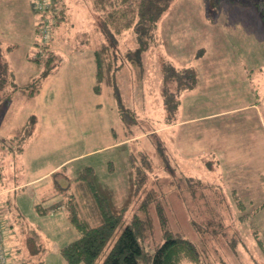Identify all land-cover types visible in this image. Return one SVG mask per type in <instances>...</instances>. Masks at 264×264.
I'll return each mask as SVG.
<instances>
[{
    "label": "rangeland",
    "instance_id": "374dc122",
    "mask_svg": "<svg viewBox=\"0 0 264 264\" xmlns=\"http://www.w3.org/2000/svg\"><path fill=\"white\" fill-rule=\"evenodd\" d=\"M255 1L176 0L155 35L140 41L133 28L116 35L115 83L103 84L101 92L95 91L94 51L107 36L91 1L65 0L60 23L45 14L58 64L35 96L18 90L0 106V214L9 224L8 250L12 258L18 255L14 264H30L27 237L33 228L46 264H56V250L78 236L66 210L41 215L34 203L47 196V206L63 197L57 188L87 165L125 199L132 152L137 164L148 154L152 167L103 253L155 189L173 229L199 247L201 261L182 264H264V21ZM33 4L0 0V75L7 68V92L11 79L24 85L41 70L31 57L44 42L37 31L43 14ZM183 66L201 70L197 87L180 91L172 72ZM171 94L176 112L174 102L167 107L165 101ZM118 103L128 108L129 123ZM31 115L33 132L19 153L13 149L18 141L3 139L23 132ZM165 119L189 120L156 130L166 150L160 156L150 135ZM142 244L151 248L153 237Z\"/></svg>",
    "mask_w": 264,
    "mask_h": 264
},
{
    "label": "trees",
    "instance_id": "16d2710c",
    "mask_svg": "<svg viewBox=\"0 0 264 264\" xmlns=\"http://www.w3.org/2000/svg\"><path fill=\"white\" fill-rule=\"evenodd\" d=\"M90 1L92 9L101 16L100 29L107 36V40L102 41L94 51L95 91L101 92L103 84L112 87L115 83V72L118 69L115 59L117 55L115 51L116 35L130 28L134 29L140 41H142L145 34L153 35L158 28L161 16L176 0ZM254 3L261 19L264 21V0H258ZM51 8V10H56V14H52V18L56 17V22L60 23L64 19L67 9L65 0H53ZM51 10H47L42 16H46L45 14L48 11L51 12ZM37 12L41 14L39 11ZM39 20L40 26L41 18ZM39 26L37 27L38 32H40ZM39 47L41 48L37 51V55L31 57L41 69L37 78L35 77L24 85H17L11 79L10 82L14 87L11 92H7L4 89L7 85V68L0 75V106L8 103L12 99V93L18 90H22L30 97L35 96L40 91L42 79L46 78L57 66L56 57L58 54L49 48V42L44 41ZM138 49L135 51L127 49L124 54H136ZM172 75L178 80L180 91L192 88L198 83V75L194 67L183 66L181 70L174 69ZM173 97H175L174 94H171V96L166 97L165 101L168 102L167 107L171 106L170 103L173 101L172 108L176 112L178 105L176 104L177 100L175 101ZM127 109L121 103L119 104L120 116L124 122L129 123ZM162 122L171 123L172 120L165 119ZM34 123L35 116L31 115L29 123L22 129L23 132L5 138L3 141H18L13 149L21 153L27 138L33 132ZM152 128L150 137L156 145L159 155L163 156L166 152L165 147L156 134L157 127ZM145 133H149V131ZM136 136L127 137L121 143V146H126V140ZM136 155L133 152L130 154L127 172L129 190L125 199L118 195L116 189L111 188L99 179L92 165H87L81 169V172L75 178H70L67 186L57 188L58 193L63 197L58 196L59 198L49 205L43 206L42 202L47 199V196H45L35 204L36 211L39 214H45L60 207H64L67 211L70 223L78 231V236L74 240L59 248L61 255L68 264H142V262L149 264H182L184 259L195 262L201 261L199 247L196 243L173 229L171 221L168 219L166 207L162 200L156 196L157 190L155 189H152L141 200L131 222L121 228L112 245L103 253L106 243L122 220L125 211L130 207L132 196H135L136 192L140 190L147 179V171L151 170L152 166L148 154L142 153L140 164L135 163ZM133 173H135V176H133ZM73 184H75V189H72ZM133 188L135 191L134 194H131ZM83 196L88 201L89 207L87 208H84ZM239 200L238 203L241 205L239 207L242 208L243 203ZM256 209L253 213H256L259 208ZM85 210H88L89 214ZM92 210L95 216H93ZM245 215L241 214L240 218L244 219ZM32 230L33 232L27 237V247L31 255L41 254L45 250V246L41 242V235L35 228ZM150 237H153L151 248L149 244L147 246L142 244V240ZM41 263L42 261L37 262V264Z\"/></svg>",
    "mask_w": 264,
    "mask_h": 264
},
{
    "label": "built area",
    "instance_id": "2783aa9c",
    "mask_svg": "<svg viewBox=\"0 0 264 264\" xmlns=\"http://www.w3.org/2000/svg\"><path fill=\"white\" fill-rule=\"evenodd\" d=\"M34 8L41 14L51 10L53 0H33ZM51 14H56V10H51ZM40 33L42 40L48 41L51 37V21L47 16L41 17ZM7 225L0 214V264H10V252L8 250Z\"/></svg>",
    "mask_w": 264,
    "mask_h": 264
},
{
    "label": "crops",
    "instance_id": "0c3cea01",
    "mask_svg": "<svg viewBox=\"0 0 264 264\" xmlns=\"http://www.w3.org/2000/svg\"><path fill=\"white\" fill-rule=\"evenodd\" d=\"M198 69V68H197ZM197 71V70H196ZM197 75H198V83L194 86V87H197L201 82H202V78H201V76H202V72H201V70H199L198 69V71H197ZM180 104V103H179ZM189 119H187V120H182V121H172L171 123H162L161 125H159L160 127H158V128H156V130L157 129H163V128H170V127H173V126H175V125H177V124H179V123H184V122H186V121H188ZM122 142H123V140H122ZM198 145V144H197ZM196 145V146H197ZM194 147V146H193ZM180 147H177V149H179ZM187 149V148H186ZM196 149V148H195ZM198 151H201L200 150V147L197 149ZM182 151H185L183 148H182ZM199 158V157H198ZM209 166V165H208ZM69 181H70V178H69ZM69 181H68V184H69ZM37 203V202H36ZM36 203H34V209L36 210V208H35V204ZM58 210H65V208L64 207H60V208H58V209H56V210H51V211H49L48 213H45V214H41V215H46V214H49V213H51V212H56V211H58ZM37 212V211H36ZM67 217V220L69 221V219H68V216H66ZM69 223H70V221H69ZM71 224V223H70ZM7 225V224H6ZM8 227H9V224H8V226H7V233L9 234V230H8ZM12 229V228H11ZM36 229V228H35ZM37 230V229H36ZM38 231V230H37ZM39 232V231H38ZM7 234V235H8ZM76 238V237H75ZM74 238V239H75ZM73 239V240H74ZM72 241V240H71ZM71 241H69V242H71ZM8 242H9V237H8ZM68 242V243H69ZM68 243H66V244H68ZM66 244H64V245H66ZM64 245H61L60 247H62V246H64ZM59 247V248H60ZM59 248L56 250V253H57V255H60V256H58V259H56V260H58L57 262H56V264H68L67 263V261L64 259V257L61 255V253H60V250H59ZM16 250H18V249H16ZM25 251L28 253V251H27V248L25 249ZM30 253V252H29ZM30 255H31V253H30ZM36 255H38V256H40V257H38L37 259H36V261H34V259H32L31 258V256H36ZM45 250L41 253V254H35V255H31V256H29L30 258H29V261H30V264H35L36 262H39V261H42V263L41 264H46V262H47V259H45ZM18 257V255H15L14 254V257L12 258V255L10 254V264H14V259L15 258H17ZM21 264V263H20Z\"/></svg>",
    "mask_w": 264,
    "mask_h": 264
}]
</instances>
